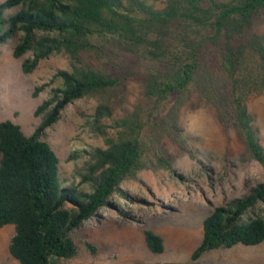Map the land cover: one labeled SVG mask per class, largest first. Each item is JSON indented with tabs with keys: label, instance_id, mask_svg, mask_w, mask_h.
I'll use <instances>...</instances> for the list:
<instances>
[{
	"label": "trees",
	"instance_id": "trees-1",
	"mask_svg": "<svg viewBox=\"0 0 264 264\" xmlns=\"http://www.w3.org/2000/svg\"><path fill=\"white\" fill-rule=\"evenodd\" d=\"M263 24L264 0L1 2L0 44L21 33L13 55L31 53L24 72L56 54L69 61L68 68L36 88L35 95L55 84L35 111L44 118L31 135L12 120L0 121V228L15 225L11 255L20 264H68L76 257L73 231L112 206L115 193L126 195L121 188L126 179L143 169H172L163 140L186 149L179 112L192 94L215 109L223 129L234 130L264 170V147L248 109L250 99L264 95ZM131 82L142 87V98L115 116ZM83 98L97 101L88 124L105 145L85 150L88 160L79 182L64 185L60 158L42 131ZM83 184L91 189H80ZM259 204L263 212L255 213ZM119 212L127 215L122 208ZM144 234L152 252L164 251L159 234L151 229ZM263 241L264 181L213 209L192 257ZM87 247L96 253L90 241Z\"/></svg>",
	"mask_w": 264,
	"mask_h": 264
},
{
	"label": "rangeland",
	"instance_id": "rangeland-1",
	"mask_svg": "<svg viewBox=\"0 0 264 264\" xmlns=\"http://www.w3.org/2000/svg\"><path fill=\"white\" fill-rule=\"evenodd\" d=\"M5 0H0V3ZM17 8L8 11L13 13ZM264 33V24L259 27ZM21 33L0 44V121L12 120L31 135L44 115H35L37 107L50 96L55 84L35 95L38 86L50 82L60 68H68V58L56 54L40 62L30 73L23 70L26 53L14 57L13 50ZM92 62L96 57L87 56ZM142 98V87L129 83L125 101L116 107L115 116L133 109ZM97 101L76 100L65 107L56 122L42 131L60 158V176L64 185L76 184L78 172L86 165L85 150L104 146V137L88 124ZM257 135L264 147V95L248 102ZM112 124L111 119L104 121ZM179 125L183 129L185 148L169 138L163 140L171 158L172 169H143L135 178L126 179L122 191L112 197V206L73 231L79 244L76 257L68 264H264V241L257 245L237 244L205 252L193 259L203 239V222L216 206L248 194L264 181L262 165L252 158L234 130L225 131L215 109L192 94L181 106ZM107 130L113 133L110 127ZM90 190L88 184L80 186ZM122 208L127 215L121 214ZM257 205L255 213H261ZM144 229L159 234L165 243L163 252H152L146 244ZM14 224L0 228V264H20L9 250ZM90 241L96 253L87 247Z\"/></svg>",
	"mask_w": 264,
	"mask_h": 264
}]
</instances>
